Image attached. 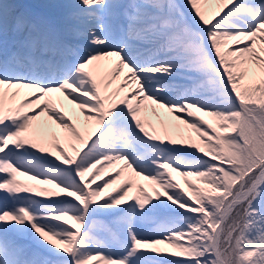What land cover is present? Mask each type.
<instances>
[{
  "label": "snow or ice",
  "instance_id": "6c2138e0",
  "mask_svg": "<svg viewBox=\"0 0 264 264\" xmlns=\"http://www.w3.org/2000/svg\"><path fill=\"white\" fill-rule=\"evenodd\" d=\"M0 264H264V0H0Z\"/></svg>",
  "mask_w": 264,
  "mask_h": 264
},
{
  "label": "bare ground",
  "instance_id": "6f19581e",
  "mask_svg": "<svg viewBox=\"0 0 264 264\" xmlns=\"http://www.w3.org/2000/svg\"><path fill=\"white\" fill-rule=\"evenodd\" d=\"M204 8L207 9V6L204 5ZM126 72H127V70H125L124 73H122L121 76L113 82V88L119 86L123 82L124 75L126 74ZM53 102L55 104V107L60 108V110L63 112V114L72 123L76 124L78 129L81 130V132L83 133V128L81 127V124L83 122V116L79 114V110L74 109L73 106L69 105L66 100L63 101V104H64L63 108H61L60 103L57 102L55 100V98H54ZM133 103H135V102H133ZM197 115H200V113H197ZM77 116H79V122L76 119ZM141 116H143L144 119L146 118V120L150 121L152 124H154L158 127L160 126L161 121H163L164 124L176 123V121L172 119V116L170 114L166 113L163 109H156V114H154L151 111V108L142 107ZM38 123L45 125L46 127L50 128L52 131H56V132L59 131L57 126L47 119L46 114L40 118ZM181 127H183V126H181ZM77 147H79V145ZM70 154H71V152H70ZM103 166L106 170H105V173H103L102 177L98 180V183H102L104 179L109 178V175L115 174L117 171H119L123 167V164H122V162L121 163L113 162L111 165H108L107 162H103ZM130 175H131V172L126 170L124 172V176L121 178V180L117 181V184L114 186V188H116L118 185L123 183V180L126 179L127 177H129ZM133 179L136 181L137 184L147 185L146 181L140 180L138 177H133ZM179 182L186 189V186L184 185L183 180L180 177H179ZM132 192L135 193L136 189L133 188ZM113 194H117V193L113 192Z\"/></svg>",
  "mask_w": 264,
  "mask_h": 264
},
{
  "label": "rangeland",
  "instance_id": "374dc122",
  "mask_svg": "<svg viewBox=\"0 0 264 264\" xmlns=\"http://www.w3.org/2000/svg\"><path fill=\"white\" fill-rule=\"evenodd\" d=\"M40 2H42V0H39ZM61 1H63V0H61ZM8 2H10L11 3V1L10 0H8ZM206 6H207V9L206 8H204L205 10H206V12L208 13V14H211L212 12H214L215 11V5L213 4V3H211V2H209L208 4H206ZM78 145V144H77ZM69 152H70V149H69ZM99 167V166H98ZM102 176V175H101ZM100 176V177H101ZM112 175H110L109 176V178L111 177ZM190 180H193V183H195V181H194V179L193 178H189ZM97 183V182H96ZM93 187H95V185H93ZM113 188H114V185L112 186Z\"/></svg>",
  "mask_w": 264,
  "mask_h": 264
}]
</instances>
